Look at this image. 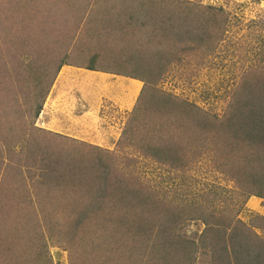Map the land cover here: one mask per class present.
<instances>
[{"label": "trees", "instance_id": "16d2710c", "mask_svg": "<svg viewBox=\"0 0 264 264\" xmlns=\"http://www.w3.org/2000/svg\"><path fill=\"white\" fill-rule=\"evenodd\" d=\"M51 1L39 18L32 3L0 0V264H53L49 241L68 251L70 264H264V216L253 215L249 225L225 206L172 203L121 167L136 164L123 151L36 126L64 66L141 80L121 146L183 174L207 154L210 167L235 185L243 204L250 197L264 200V66L244 73L221 117L158 87L182 57H205L222 44L225 11L156 0L167 11L161 16L157 12L164 7L151 9L145 18H153L154 35L140 42L157 50L149 56L132 53L124 61L121 43L134 44L136 33L147 32L143 2L153 0H121L133 11L123 17L113 13L118 7L105 6L100 16L91 9L88 19L101 20L94 28L100 41L116 38L119 44L112 47L117 53L112 63L122 69H102L71 61L76 43L82 44L78 28L84 14L65 10L63 0ZM128 22L132 40L119 32ZM39 133L64 144L69 140L71 148L59 150ZM23 167L34 168L31 185ZM191 221L204 225L201 235L188 232Z\"/></svg>", "mask_w": 264, "mask_h": 264}, {"label": "rangeland", "instance_id": "374dc122", "mask_svg": "<svg viewBox=\"0 0 264 264\" xmlns=\"http://www.w3.org/2000/svg\"><path fill=\"white\" fill-rule=\"evenodd\" d=\"M186 1H188L187 3L190 5L197 4L200 6L222 8L227 14L226 35L222 44L213 50L211 54H207L205 57L194 54L189 58L188 56L182 57L184 60L180 63H174L166 77L158 83V87L161 90L172 93L189 103L201 107L211 114L221 117L233 98L234 90L239 82L242 81L244 73L246 74L255 66H264V0ZM104 2H108V5H104ZM20 3L24 7L31 3L36 5L37 12L35 16L41 18L45 11V6L53 2L51 0H20ZM143 3L146 4V7L148 6V9L143 13L144 18L141 20L145 25L153 21V18H145L152 10H159V7H164L157 12V14L161 16L162 11H167V6L156 0ZM154 4L156 7L153 6ZM60 5L67 11L84 14V18L81 19L78 28L79 33H81L82 44L76 43L74 47L75 50L72 52L71 61L83 65L82 67L94 63L102 69H115V67L116 69H122L123 66L120 68L119 64L112 63V58L117 57V53H115L116 50L112 48L116 45L119 46L117 39L112 38L111 41L107 40L106 44L100 41V37L98 34H95L94 28L99 25L101 20L99 18L95 20H93V18L88 19V15L91 9H96L97 16H100V12L106 8L105 6H107V8L118 7L120 11L113 12L117 15L121 13V15L125 14L128 16V13L133 11L127 9L125 5L122 4L121 0H116V3L115 0H63ZM58 6L59 5H57V7ZM71 16L74 17V13H71ZM121 27L119 32L122 37L126 40H132V32L126 31L129 27V22L125 24V26L121 25ZM135 27L140 28L142 26L136 24ZM111 30L113 31L112 36H114V26ZM146 31L147 32L142 35L138 33L135 34L134 44L128 42L123 45V43H121L120 56L124 61H127L125 59H128L129 55L132 53L133 56L136 57L139 54L149 56L152 54L151 52L157 50V46L155 45L149 46L150 44L145 41L140 42V39L146 40L148 37L154 35V26L150 24V27H147ZM95 54H98V57L94 58ZM122 65L125 66L124 63ZM65 68L66 66L61 69L57 79H59L61 72L65 70ZM68 68H70L68 72L72 74L77 83L65 88L67 94L73 97L74 102L69 105L73 107L72 111L62 112L63 114L67 113L63 116L69 119L72 116L75 117V115L79 116L84 113L88 114L92 112L94 116L97 115V117H95L97 121L94 120V122H92V120H90V125H81V128H85L84 130L87 131L82 139L71 136L67 137L85 141L106 150L115 151L116 153L121 154V151H123V155L125 154L131 158H135V165L127 166L122 164L121 167L125 168L127 172L138 175L144 184L157 191L162 198H166V200L172 203L184 205L205 203L206 206L212 204L220 208L225 206L232 209L231 214L233 216L236 215L237 219L249 225L252 224L251 218L253 215L264 216V200L258 197H250L246 203L243 204L242 197L239 195L235 185L210 167L211 160L210 156L207 154L203 155V158L197 162L195 168L183 174L180 172L166 171L163 166L145 157L132 146H127V148L123 147V145L121 146L119 143L120 138L124 132L130 113L135 109L138 103L140 95H137L134 100L130 99L128 103L125 102L127 94L124 93V90L126 85L120 86L116 81H126L129 83L132 79L110 72H94L76 66H68ZM96 73H108L110 74V78H114V82L107 83V81L101 80L103 79L102 75ZM98 79L100 85L97 83ZM59 86L61 87V82H59L58 87ZM50 97L51 92L43 109H46L45 106L49 105ZM97 107L98 109L95 111ZM59 115L60 114H58V117ZM41 116L42 113L37 120V127L51 132L55 130L57 132L67 133V126L64 125L68 123L66 120H64L62 124L58 121L57 123L59 125L46 126L43 124ZM38 135L40 140L46 138L50 143L53 142L55 145H58L59 147L57 148H59V150L71 148V141L69 140L64 139L66 143L64 144L60 142V138L52 136V134L39 133ZM63 136L66 135L64 134ZM124 146H126V144ZM30 170H34V168L23 167L22 170L29 185L32 184L29 177ZM37 175L38 172L36 176ZM9 189L13 190V188H6L4 190L7 192ZM29 189V193H36L35 189ZM225 197L227 200L223 202ZM37 209L40 213L38 205ZM59 214H62V212H59ZM186 225V229L190 234L197 232L201 235L204 229V225L199 222L191 221ZM254 231L260 235L262 234L261 230L258 228H254ZM48 244L53 264H70L68 257L69 253L62 245L51 241H49Z\"/></svg>", "mask_w": 264, "mask_h": 264}, {"label": "crops", "instance_id": "0c3cea01", "mask_svg": "<svg viewBox=\"0 0 264 264\" xmlns=\"http://www.w3.org/2000/svg\"><path fill=\"white\" fill-rule=\"evenodd\" d=\"M72 67V66H71ZM70 68H68V66H66L65 70H63L61 72V75L59 76V79L56 80L55 85L51 91V97H50V103L48 106H45L46 109H43L42 111V122L43 124H45L46 126H51V125H59L57 122L59 121L61 124L64 123V120H66V122L64 125L67 126V133H63V132H57L54 130V132H57L59 134L62 135H66V136H71V137H78L81 138L84 136L85 133H87V131H85L83 128H81V125H90V120H92V122H94L95 117H97V115H93L92 112L88 113V114H81L79 116L75 117H71L69 119H66L63 115L67 114V113H62V112H71L72 108L71 105L74 101H73V97H71V95L67 94L66 91V87H69L73 84H76L77 82L74 80L75 78L72 76V74L70 72H68ZM94 72H98V71H94ZM91 74V73H90ZM99 75H102L103 79L101 80H105L108 82L113 83L114 82V78H110L108 73H96ZM132 81H130L129 83L126 81H116V83L118 85H126L125 86V90L124 93H126V101L125 102H129L130 99L134 100L137 95L139 96L142 89H143V82L141 80H137V79H133L131 78ZM120 80V79H119ZM123 80V79H121ZM59 82H61V87L59 85ZM97 83L100 85L99 83V79L97 80ZM93 85V84H91ZM95 85V84H94ZM113 86V85H112ZM95 99V98H94ZM52 104H53V108H52ZM52 108V109H51ZM98 107L95 108V111H97ZM91 110V108H90ZM59 117H58V114ZM95 113V112H94ZM57 114V115H56ZM93 119H91V118ZM97 121V120H95ZM44 125V126H45ZM96 125V123H95ZM256 198V197H255Z\"/></svg>", "mask_w": 264, "mask_h": 264}, {"label": "bare ground", "instance_id": "6f19581e", "mask_svg": "<svg viewBox=\"0 0 264 264\" xmlns=\"http://www.w3.org/2000/svg\"><path fill=\"white\" fill-rule=\"evenodd\" d=\"M257 202V201H256Z\"/></svg>", "mask_w": 264, "mask_h": 264}]
</instances>
